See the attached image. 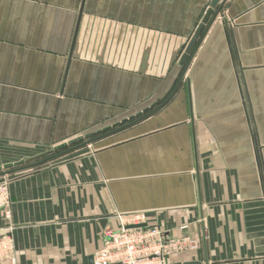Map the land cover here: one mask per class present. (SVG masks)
Returning a JSON list of instances; mask_svg holds the SVG:
<instances>
[{
	"label": "crops",
	"instance_id": "crops-1",
	"mask_svg": "<svg viewBox=\"0 0 264 264\" xmlns=\"http://www.w3.org/2000/svg\"><path fill=\"white\" fill-rule=\"evenodd\" d=\"M211 1L0 0L16 264H94L132 213L200 239L169 264H264V0H228L187 69Z\"/></svg>",
	"mask_w": 264,
	"mask_h": 264
},
{
	"label": "built area",
	"instance_id": "built-area-1",
	"mask_svg": "<svg viewBox=\"0 0 264 264\" xmlns=\"http://www.w3.org/2000/svg\"><path fill=\"white\" fill-rule=\"evenodd\" d=\"M0 212L11 217V196L6 177H0ZM119 226L106 230L94 264H169L174 255L200 248V239L188 234L171 235L160 225L148 223L146 213L118 215ZM187 224L181 229H188ZM0 237V263L16 264L15 240L11 232Z\"/></svg>",
	"mask_w": 264,
	"mask_h": 264
},
{
	"label": "water",
	"instance_id": "water-1",
	"mask_svg": "<svg viewBox=\"0 0 264 264\" xmlns=\"http://www.w3.org/2000/svg\"><path fill=\"white\" fill-rule=\"evenodd\" d=\"M227 1L228 0H212L211 1V4H210L208 11L204 15V17H203L201 23L199 24L194 36L192 37L191 41L189 42L185 53L183 54V56L181 58V64L187 63V65H186L187 69L191 63V60L194 58L198 48L200 47L202 41L204 40L205 35L209 32L210 28L212 27L214 22L217 20V18L219 16L223 15L224 6H225ZM187 69H186V71H187ZM186 71L183 73V75L181 77V81L186 76ZM188 83H190V81H188ZM173 92H172V94H173ZM191 114L193 115L192 105H191ZM97 140L98 139L95 138V139H92L89 141H84V137H82V136L77 137V138H73L66 143H63L61 145L56 146L55 150H62L68 146H72V147H70L69 149H66L65 151H62L61 153H59L53 157L46 158L45 160H43L41 162L49 161V160L54 159L60 155H64L66 153L72 152L79 147L91 145L94 142H96ZM30 166H34V165H30ZM3 174H6V173L0 172V176ZM175 264H200V263H198V262H185V263H175Z\"/></svg>",
	"mask_w": 264,
	"mask_h": 264
},
{
	"label": "rangeland",
	"instance_id": "rangeland-1",
	"mask_svg": "<svg viewBox=\"0 0 264 264\" xmlns=\"http://www.w3.org/2000/svg\"><path fill=\"white\" fill-rule=\"evenodd\" d=\"M199 26V25H198ZM198 28V27H197Z\"/></svg>",
	"mask_w": 264,
	"mask_h": 264
}]
</instances>
